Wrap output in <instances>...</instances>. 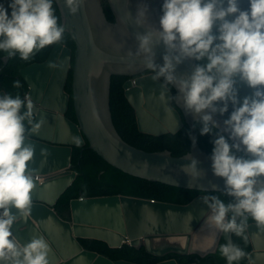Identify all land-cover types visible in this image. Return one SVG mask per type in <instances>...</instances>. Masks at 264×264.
<instances>
[{
	"label": "water",
	"instance_id": "obj_1",
	"mask_svg": "<svg viewBox=\"0 0 264 264\" xmlns=\"http://www.w3.org/2000/svg\"><path fill=\"white\" fill-rule=\"evenodd\" d=\"M56 2L64 32L70 33L76 41L75 61L73 63V49L61 42L55 44L46 61L32 63L21 70L30 88L27 95L34 104L35 120L43 119L44 123L26 138L34 148L33 158L28 163L34 187L29 214L18 215L11 229L19 245L42 237L51 249L49 264H139L125 259L113 260L86 249L80 238L104 240L111 247L145 246L157 256L179 253L205 257L216 252L223 232L216 230L208 220L210 211L201 199L206 194H199L186 204L122 194L80 197L71 201L69 219L57 212L58 200L78 175L72 165L73 147L84 146L87 140L111 165L150 181L200 191H225V183L213 174L210 155L197 141L193 145L191 139L190 152L182 156H175L170 150L146 151L127 142L114 123L113 77L126 75L130 78L124 84L125 94L136 111L142 132L157 136L177 133L184 117L191 130L190 137L193 136L195 120L183 109L177 90L175 97L169 85L162 87V78L152 79L154 72L144 74L151 69L146 67L142 56L128 55L137 50L136 34L148 27L147 24L138 27L135 23L138 5H147L148 21L158 29L163 0H109L116 21L109 19L104 0H80L75 14L70 13L65 0ZM10 3L11 0H0V6L7 9L9 15ZM238 6L241 11H247L248 0H238ZM164 52L163 45L155 49L156 64L162 65ZM4 60L8 63L10 58L6 56ZM50 62L55 63L54 69L49 68ZM195 63L185 60L177 67L176 75H190ZM72 69L78 121L67 116L71 94L66 85ZM235 81L239 107L245 97L252 96L253 90L238 77ZM4 94L8 93L0 91V96ZM175 98L177 107L173 104ZM216 106L221 105L217 102ZM232 111L229 104L227 112L223 115L217 112L213 117L217 128L227 137L224 121ZM186 155L198 161L197 168L203 173L198 180H191L182 171L190 163ZM12 212L15 214L16 210ZM247 233L252 245L248 254L250 264H264V226L250 223ZM226 238L227 242H233L232 233H226ZM158 264L181 263L171 258Z\"/></svg>",
	"mask_w": 264,
	"mask_h": 264
},
{
	"label": "clouds",
	"instance_id": "obj_2",
	"mask_svg": "<svg viewBox=\"0 0 264 264\" xmlns=\"http://www.w3.org/2000/svg\"><path fill=\"white\" fill-rule=\"evenodd\" d=\"M79 3L65 0L72 14ZM248 3L249 9L241 11L238 0H163L158 29L148 21L147 5L140 4L135 23L148 27L135 36L136 52L128 53L142 56L155 73L152 79H163L162 87H175L183 109L200 125L201 136L215 135L212 171L224 180V194L232 199L227 203L217 195L201 199L216 230L244 240L249 217L264 226V0ZM9 8L10 15L0 6V51L8 58L19 55L27 61L35 52L62 42L64 28L54 14L53 0H11ZM160 45L165 50L162 65L155 63ZM185 60L195 61V66L190 75L177 76L176 69ZM48 66L56 67L52 62ZM236 77L253 90L239 107ZM13 87L19 89L20 81H14ZM229 104L233 111L224 121L226 139L215 131L213 117L227 112ZM33 109L30 95L0 96V264H49L51 249L42 237L20 246L11 231L17 216H27L32 203L34 184L28 163L34 148L26 138L44 123L34 121ZM190 138L194 145L195 136ZM185 159L190 163L182 171L193 181L201 178L198 161L190 155ZM219 252L227 264L247 256L231 240Z\"/></svg>",
	"mask_w": 264,
	"mask_h": 264
},
{
	"label": "trees",
	"instance_id": "obj_3",
	"mask_svg": "<svg viewBox=\"0 0 264 264\" xmlns=\"http://www.w3.org/2000/svg\"><path fill=\"white\" fill-rule=\"evenodd\" d=\"M104 5L108 17L112 21H116L115 13L111 7L109 0H104ZM53 10L58 18V24L62 25V17L56 0H53ZM215 32V31H213ZM62 43L73 49V63L75 61L76 41L73 36L64 32ZM54 45L41 49L40 52L24 61L19 55L10 58L6 63L4 58L7 54L0 51V91L5 90L10 95L19 94L21 98L28 94L29 85L23 77L21 70L35 62H44L49 57ZM153 72L147 70L145 73ZM144 73V74H145ZM126 75H114L113 86L111 92V108L114 123L122 135V137L130 144L144 149L146 151H163L170 150L175 156H182L191 150V130L183 117V126L177 133H166L163 135H153L144 133L139 129L136 111L126 97L124 84L129 79ZM19 80L21 87L19 89L13 87L14 81ZM176 97V89L169 85ZM66 90L71 94L70 106L67 116L72 120L78 121L77 111H75L73 98V69L68 77ZM176 105V98L173 101ZM24 109H22L23 111ZM35 121V117H34ZM27 123V122H25ZM193 136L202 150L211 156L213 148V140L215 135H200V125L194 123ZM221 134L227 136L221 132ZM230 143L232 141H229ZM73 169L78 175L74 183L60 197L55 208L59 215L65 219L70 218V204L73 199L80 197H95L105 195H130L158 201L173 202L186 204L193 200L199 194L217 195L226 203L232 199L224 194V191H200L194 189L181 188L157 181L131 175L106 161L97 151L90 147L87 140L84 146H74L72 155ZM251 217L248 219V225L253 223ZM247 240L237 237L232 233L233 243L239 245L247 256L241 259L243 264H250L248 254L252 250V245L248 233L246 231ZM81 243L86 249L97 251L100 254L108 256L113 260L125 259L139 264H158L161 261L175 258L181 264H227L219 252L222 244L227 243L226 233H223L216 252L210 253L205 257L197 254H179L169 253L165 256H157L148 252L145 246L137 247L130 244H124L122 247H111L108 242L100 239L80 238Z\"/></svg>",
	"mask_w": 264,
	"mask_h": 264
},
{
	"label": "flooded vegetation",
	"instance_id": "obj_4",
	"mask_svg": "<svg viewBox=\"0 0 264 264\" xmlns=\"http://www.w3.org/2000/svg\"><path fill=\"white\" fill-rule=\"evenodd\" d=\"M149 73H152V72H149ZM145 74H148V73H145Z\"/></svg>",
	"mask_w": 264,
	"mask_h": 264
}]
</instances>
